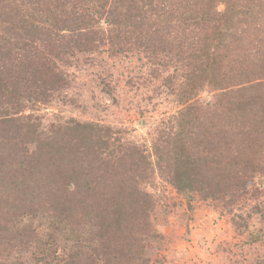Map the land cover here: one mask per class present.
I'll return each mask as SVG.
<instances>
[{
  "label": "trees",
  "instance_id": "1",
  "mask_svg": "<svg viewBox=\"0 0 264 264\" xmlns=\"http://www.w3.org/2000/svg\"><path fill=\"white\" fill-rule=\"evenodd\" d=\"M198 201L264 264V0H0V264H199Z\"/></svg>",
  "mask_w": 264,
  "mask_h": 264
},
{
  "label": "rangeland",
  "instance_id": "2",
  "mask_svg": "<svg viewBox=\"0 0 264 264\" xmlns=\"http://www.w3.org/2000/svg\"><path fill=\"white\" fill-rule=\"evenodd\" d=\"M220 8H222V5H220ZM124 115L128 116L125 120L128 122V125H125L128 129L121 131V134L126 141L141 142V137H149L150 133L147 132V129L137 126V120L140 119L138 113L127 111ZM160 184L168 185L163 182ZM167 188L173 195L175 194L172 186L168 185ZM187 211L191 214V218L187 222H181L176 217V213L168 216L167 224L163 227L165 234L162 244L152 245L155 241L151 243L149 241L148 246L151 245L157 253L183 254L199 264H203L209 259H213L216 263L217 261L221 262L219 254H223V251L217 252L216 250L223 247L224 243L233 245L229 254H235L238 251L234 244L239 241L241 236L236 233L228 217L224 215L219 217L217 212L208 209L205 204L199 201L193 213ZM248 251L250 253L251 250ZM248 258L249 255H239L240 261L231 264H249ZM225 264H228V262L226 261Z\"/></svg>",
  "mask_w": 264,
  "mask_h": 264
}]
</instances>
